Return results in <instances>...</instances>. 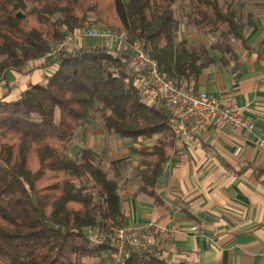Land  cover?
<instances>
[{
	"label": "trees",
	"instance_id": "obj_1",
	"mask_svg": "<svg viewBox=\"0 0 264 264\" xmlns=\"http://www.w3.org/2000/svg\"><path fill=\"white\" fill-rule=\"evenodd\" d=\"M0 0V81L31 62L57 65L46 82L33 85L15 102L0 100V264H82L101 259L107 246L91 244L83 230L123 226L114 177L84 148L71 154L76 133L100 117L108 134L151 140L133 148L144 193L158 203V183L177 152L172 115L161 98L147 105L139 96L126 51L109 45H81L48 60L52 48L78 28L106 26L143 42L161 70L177 83L195 81L213 62L207 48L178 41L176 6L194 16L193 26L216 37L212 48L243 41L234 10L219 0ZM91 15L94 16L91 20ZM187 13L185 17L190 16ZM121 264H170L131 252Z\"/></svg>",
	"mask_w": 264,
	"mask_h": 264
},
{
	"label": "crops",
	"instance_id": "obj_2",
	"mask_svg": "<svg viewBox=\"0 0 264 264\" xmlns=\"http://www.w3.org/2000/svg\"><path fill=\"white\" fill-rule=\"evenodd\" d=\"M219 1L224 9L236 12L244 42L232 40L228 50L212 48L216 37L180 24L178 41L187 40L196 50L207 48L213 60L197 80L187 84L224 104H237L254 123V132L214 126L193 140L177 139L176 155L156 190L160 203L139 192L142 157L133 153L134 147L141 146L138 143L154 145L159 136L132 142L126 157L114 142L107 152L111 155V178L114 164H127L121 168L123 185L119 191L125 224L153 221L174 231L173 238L164 244V260L170 264H264V151L254 143L255 138L264 137V0ZM183 4L178 0V5ZM81 45H86L85 41ZM41 65L42 61H35L24 73L9 71L0 81V100L17 101L58 68ZM108 135L119 142L130 141ZM72 143L91 149L98 162L107 149L104 145L109 146L104 130L97 128ZM125 169L129 171L125 173ZM107 255L85 259L82 264H112L109 252Z\"/></svg>",
	"mask_w": 264,
	"mask_h": 264
},
{
	"label": "built area",
	"instance_id": "obj_3",
	"mask_svg": "<svg viewBox=\"0 0 264 264\" xmlns=\"http://www.w3.org/2000/svg\"><path fill=\"white\" fill-rule=\"evenodd\" d=\"M85 38L109 41L113 48L126 51L125 58L139 96L147 105L153 104L158 97L164 101L172 115L170 128L178 140H193L214 126H226L234 131L245 128L250 133L254 132V123L245 118L237 104H224L206 93L194 91L187 81L177 83L169 78L146 51L144 43L127 42L125 32L95 25L78 28L56 44L48 57L56 58L81 46ZM254 143L264 151V137L255 138ZM83 232L91 244L108 247L114 264H121L131 252H142L164 260L167 255L165 241L174 236L173 230L153 221L128 223L108 230L90 226Z\"/></svg>",
	"mask_w": 264,
	"mask_h": 264
},
{
	"label": "rangeland",
	"instance_id": "obj_4",
	"mask_svg": "<svg viewBox=\"0 0 264 264\" xmlns=\"http://www.w3.org/2000/svg\"><path fill=\"white\" fill-rule=\"evenodd\" d=\"M180 6H176V9H177V12H178V17L181 21L182 24L184 25H188L190 26L192 29H194L196 32H203V31H200L198 30L197 28H195V26H193V20H194V16L191 15V12L188 10L186 11V13L188 15H191L192 17L190 16H187L185 17V14L180 8ZM94 16L91 15V20H93ZM95 24H92L91 26H93ZM96 27H101V26H98V25H95ZM83 41H85L86 44H93V45H96V46H99L100 44H103V43H107L109 46H111L112 43H110L109 41H103L101 39H97V38H85ZM113 45V44H112ZM115 45L117 46L118 43H115ZM96 119L90 124L88 125L85 129H81L79 130L76 135H75V138L74 139H77L79 138L81 135H86L88 134L89 131H91L92 129L94 128H97V129H100V130H104L105 134H106V140L107 142L109 143V146L106 144L104 145L107 149L102 153H104V155L102 154V157L100 158V161L98 162V164L102 167V169L107 172L109 174V176L111 177V174L113 171H110L109 170V166H108V160H109V157L111 155H109L107 152L108 150L110 151V145L112 146L113 142H114V145H116V147H121L122 151L125 153L124 154V157H126V152L129 150L130 147L133 146V143L132 141H126L127 143H123V142H119V139H112L110 138V136L108 135L107 131L105 130V127H104V124H103V121L100 117H95ZM143 144H148V142H142V143H138V145H143ZM76 145V144H75ZM109 148V149H108ZM82 149V147H79L78 145H76L75 147L73 146V143H71V146H70V152L71 154H77L80 152V150ZM112 150V149H111ZM137 158V157H136ZM138 159H136L137 163H138ZM142 160V159H141ZM129 171V169H125V173ZM124 172V171H122ZM133 174V173H131ZM123 185V181H119V188L121 189V186ZM119 189V191H120ZM104 257L108 258V255L107 253H104ZM110 257V255H109ZM88 259V258H87ZM111 259V258H110ZM112 262V261H111ZM112 264H114L112 262Z\"/></svg>",
	"mask_w": 264,
	"mask_h": 264
}]
</instances>
